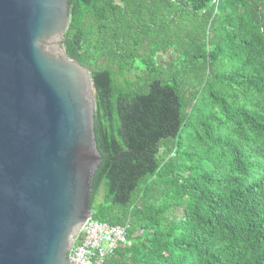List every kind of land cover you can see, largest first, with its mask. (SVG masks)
Returning <instances> with one entry per match:
<instances>
[{"label": "trees", "instance_id": "trees-1", "mask_svg": "<svg viewBox=\"0 0 264 264\" xmlns=\"http://www.w3.org/2000/svg\"><path fill=\"white\" fill-rule=\"evenodd\" d=\"M103 160L104 264H264V0H70ZM164 56L160 58V55Z\"/></svg>", "mask_w": 264, "mask_h": 264}, {"label": "water", "instance_id": "water-1", "mask_svg": "<svg viewBox=\"0 0 264 264\" xmlns=\"http://www.w3.org/2000/svg\"><path fill=\"white\" fill-rule=\"evenodd\" d=\"M70 0H0V264H71L103 155Z\"/></svg>", "mask_w": 264, "mask_h": 264}, {"label": "built area", "instance_id": "built-area-1", "mask_svg": "<svg viewBox=\"0 0 264 264\" xmlns=\"http://www.w3.org/2000/svg\"><path fill=\"white\" fill-rule=\"evenodd\" d=\"M122 244H131L127 227L91 217L77 237L70 254L71 264H104L107 256Z\"/></svg>", "mask_w": 264, "mask_h": 264}, {"label": "rangeland", "instance_id": "rangeland-1", "mask_svg": "<svg viewBox=\"0 0 264 264\" xmlns=\"http://www.w3.org/2000/svg\"><path fill=\"white\" fill-rule=\"evenodd\" d=\"M163 56H164V55H163V54H161V55H160V58H162Z\"/></svg>", "mask_w": 264, "mask_h": 264}, {"label": "bare ground", "instance_id": "bare-ground-1", "mask_svg": "<svg viewBox=\"0 0 264 264\" xmlns=\"http://www.w3.org/2000/svg\"><path fill=\"white\" fill-rule=\"evenodd\" d=\"M82 231V230H81Z\"/></svg>", "mask_w": 264, "mask_h": 264}]
</instances>
